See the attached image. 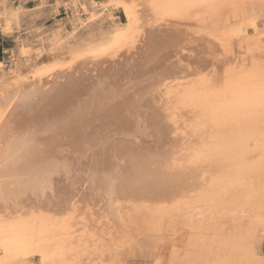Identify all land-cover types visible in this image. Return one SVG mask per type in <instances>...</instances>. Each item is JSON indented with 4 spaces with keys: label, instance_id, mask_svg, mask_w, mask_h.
Masks as SVG:
<instances>
[{
    "label": "bare ground",
    "instance_id": "obj_1",
    "mask_svg": "<svg viewBox=\"0 0 264 264\" xmlns=\"http://www.w3.org/2000/svg\"><path fill=\"white\" fill-rule=\"evenodd\" d=\"M27 1L37 3L36 29L53 22L38 45L0 63V223L57 231L78 251L67 264H264V0L167 8L182 5L185 20L194 10L196 29H220L225 52L250 50L238 96L237 64L204 78L215 47L157 30L180 28L152 0ZM122 2L141 6L129 10L135 22H118ZM22 14L0 0V33ZM201 136L205 146L190 151L184 138ZM74 226L88 231L72 237Z\"/></svg>",
    "mask_w": 264,
    "mask_h": 264
},
{
    "label": "rangeland",
    "instance_id": "obj_2",
    "mask_svg": "<svg viewBox=\"0 0 264 264\" xmlns=\"http://www.w3.org/2000/svg\"><path fill=\"white\" fill-rule=\"evenodd\" d=\"M139 1L140 0L135 1L134 4L138 3ZM6 2H7V5L11 6L13 9H20L23 12V14L21 15L20 27L18 29L14 30L12 32V34L9 35V36H3L0 33V63L3 64V66H10V64L14 61V59L17 56L18 46H20V45L21 46L22 45H28V46H36V45H38V42L40 40L38 33L39 32H43V31H47L48 30L47 28L52 24L53 21L51 22L50 19H47L43 23V25L41 27H39L40 29H36L39 26L40 22L37 21V19H35V20L33 19L32 20L31 17H30V15L32 14L31 12L34 10L35 6L37 5L36 2H28L27 0H6ZM136 7L137 8H135V11L138 10L141 6L137 5ZM117 8L118 9L119 8L122 9V12H123V15H124V21L131 18L130 15H129V10L133 9L132 6H131V2H128V3L122 2V3H120L118 5ZM60 13H61V16L59 18H63L65 16L63 14V11L60 10ZM196 15H199V14L193 15L194 17H192V19H195ZM115 17L117 18L118 22H120V23L124 22V21L121 22V20H120V18L118 16V10H116V12H115ZM147 17H148L147 19H149V23H152L154 26L156 24L161 23L160 20L153 21V16H152L151 13H148ZM186 29H196V25H194V26H186ZM213 46L215 47V49L213 50V52H210V54L207 56L208 67L206 68V71H205L203 77L204 78H208L209 76H211L212 74L217 72L218 69L222 70V72H226L228 70H231L234 67V65L237 64V66H238L237 69L241 70V72L240 73L239 72L236 73L234 75V79H240V81L241 80L243 81L242 82V91H238V92L233 93V94L236 95V96H238L240 94L243 95L244 93H246L245 92L246 90H244L246 88V84L249 81V79L251 78V73H249V71H250V69H249L250 68V64H249L250 62L249 61H251V60H249L251 58V56H249V55H251L250 50H246V49L244 50V49L239 47V48H237L234 51V53H232V52L230 53L229 51L225 52V48L223 47L222 44L213 45ZM245 51H246V53H244ZM45 58L46 57H43L42 60H44ZM234 84H235V86L238 85V83H234ZM247 89H249V88H247ZM208 140H209V137H204V136H201V137H190V138L186 137V138H184V141L186 143H188L189 141L192 142V146L190 148H188L192 152H193V150H194V152L197 150V149H195V146H196L195 143L196 142L202 141V145L205 146L204 144ZM197 148L199 149L200 147L198 146ZM194 154L195 153H193V155ZM69 213L73 214L71 211H68V213H64V215L61 214V215L65 216L62 219H64V218L68 219V218H72L71 216H74V215H71ZM33 214H35V213H33ZM51 214H53V213H50V214L49 213H45L44 215H47V216L50 217ZM17 215H20V213H18ZM66 215H69V216H66ZM57 216L59 217L60 215L57 214ZM57 216H55V217L57 218ZM61 217L62 216H60V218ZM52 218H54V217L52 216ZM60 218H57V219H60ZM32 219H35V218H32ZM65 219L64 220L60 219V221H65ZM38 220H42V219H38ZM16 221H17V223H16ZM18 221L20 222L19 219H17V220L16 219H10V220L8 219V220H5V222L1 221L3 224L0 223V229L4 228V227H1V226H5V227L7 226V227L4 228L5 230L4 229L0 230L1 231L0 236L8 235L11 232V230L12 231L15 230L14 228H18V227L22 228V226H24L23 228L26 230L25 227L31 228L33 226V224H28L29 225L28 226L27 223L26 224L25 223L21 224ZM18 224H20V225H18ZM60 224H58L60 227L56 225L58 228H56V226H54V224H51L50 227H54L56 229H59V228L65 226L64 223H60ZM77 228H81V230L78 229V231L73 232L72 237L73 236L75 237V235L76 236H81L86 231H88L84 227L82 228V227H79V226H74L73 230H75ZM66 236L63 235V237L61 236L60 238L65 239L64 237H66ZM7 239L8 238H5V239H3V241H5ZM92 240H94V242H95V239L93 237H92ZM94 242H93V244H95ZM70 249L72 251L73 247L70 248ZM261 250L264 253V241H262V243H261ZM1 257L3 258L4 256L0 255V258ZM96 262H99V261H96ZM109 263H110V261H106V262L103 261L102 264H109ZM29 264H31V263H29Z\"/></svg>",
    "mask_w": 264,
    "mask_h": 264
},
{
    "label": "flooded vegetation",
    "instance_id": "obj_3",
    "mask_svg": "<svg viewBox=\"0 0 264 264\" xmlns=\"http://www.w3.org/2000/svg\"><path fill=\"white\" fill-rule=\"evenodd\" d=\"M163 6H165V5H160L159 8L157 7V9H156V12H158V13H156L157 17H161V15L162 16L164 15L163 21L167 22V20H168L169 25L173 24V23H171L173 21H174V23L178 22L179 26L177 25V27H179L180 29H157V30H160V31H180V32L186 34L188 37L189 36L192 37V39H194V40H195V36H196L197 41H201L199 43L205 42L204 44L218 45L219 43L223 42L224 36L222 38L221 35H223V34H221L222 32H219L220 29H210V30L207 29V31H206V29H186V26L196 25L195 22L192 21L191 17H190L193 15L194 10H192V12H191L190 11L191 9H189V11H190V13H189L188 9H187V12L189 15L187 16L188 18H186V20L183 17L184 14H182L183 16L181 14H178L182 18V20H181V18L178 16L180 18L178 20L177 19L178 17L176 16L178 13L177 11H179L181 9V12H182V9L184 10L185 7H181L182 5L180 7L177 6L175 9L176 11L174 10L175 13H173V12L170 13L171 12L170 9H167V8H169V6L166 5L165 8ZM161 9H164V10H162L163 12L161 11ZM164 11H165V13L167 12V14H165ZM183 12L185 13V11H183ZM186 13H185V17H186ZM118 16H119L121 22L124 21V15H123L121 8L118 9ZM162 25H164V24H162ZM173 25H176V24H173ZM154 30H156V29H154ZM203 30H204V32H203ZM206 32H208V33L206 34ZM199 33H202V34H199ZM204 34H206L207 36H205ZM210 35H211V37H210ZM55 235H58L57 231H55L53 234V233L42 232V231H40V233H37L36 231L13 230L8 235H4V236L0 237V255L7 257V259H9V258L15 259L19 262L20 261H22V262L28 261L27 263H31V264H67L66 262H68L70 259L69 255H75L78 252L77 248H73L72 251H67V249H68L67 240H65L64 242L55 241L57 239ZM5 238H8V239L3 241V239H5ZM85 259H86V256L83 257L82 260H85ZM69 264H76V262H69Z\"/></svg>",
    "mask_w": 264,
    "mask_h": 264
},
{
    "label": "snow or ice",
    "instance_id": "obj_4",
    "mask_svg": "<svg viewBox=\"0 0 264 264\" xmlns=\"http://www.w3.org/2000/svg\"><path fill=\"white\" fill-rule=\"evenodd\" d=\"M175 2V0H152V5L151 7L153 8V10H155L158 6L160 5H167V6H172V4ZM133 10L135 9V5L132 6ZM167 14V13H165ZM131 19L133 20V22H135V16L133 14L132 11H130L129 13ZM131 29H129L130 31ZM127 38V33L121 32L118 33L115 37H113L114 42H120V41H124Z\"/></svg>",
    "mask_w": 264,
    "mask_h": 264
}]
</instances>
